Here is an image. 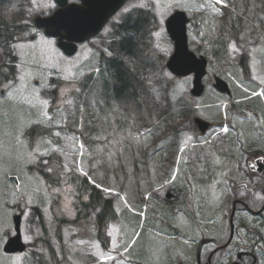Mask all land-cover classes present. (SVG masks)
Masks as SVG:
<instances>
[{
  "label": "rangeland",
  "instance_id": "374dc122",
  "mask_svg": "<svg viewBox=\"0 0 264 264\" xmlns=\"http://www.w3.org/2000/svg\"><path fill=\"white\" fill-rule=\"evenodd\" d=\"M212 1H129L69 56L34 25L54 0L15 1L10 16L23 29L5 58L13 56L14 74L0 77V264H175L189 249L185 238L222 232L243 194L233 183L239 164L254 149L264 153V1L221 0L226 12ZM152 4L153 22L136 30V44L125 40L130 53L120 51L124 14ZM178 9L189 17V48L209 60L199 97L190 93L192 74L166 67L173 41L165 20ZM113 57L135 79L127 100L106 93ZM213 75L229 95L214 89ZM167 110L180 117L166 121ZM194 117L212 127L200 133ZM83 176L116 212L99 231L95 209L75 204ZM17 213L27 247L9 254L3 245Z\"/></svg>",
  "mask_w": 264,
  "mask_h": 264
},
{
  "label": "flooded vegetation",
  "instance_id": "af4514ba",
  "mask_svg": "<svg viewBox=\"0 0 264 264\" xmlns=\"http://www.w3.org/2000/svg\"><path fill=\"white\" fill-rule=\"evenodd\" d=\"M15 1L17 0H0V27L7 34L14 32L16 27L23 29L10 16ZM129 1L138 0H124L123 6ZM69 2L80 3L81 0H67ZM17 5L19 4L16 3ZM227 5L230 7V3ZM153 11V4L135 5L124 14L121 24L128 27L127 23H134V29H139L144 26L140 25L143 15L150 18L145 25L153 22ZM229 23H233V19ZM26 29L27 27L24 28ZM234 31L238 32L237 27ZM208 61L207 58V64ZM245 157V165L239 164L238 169L242 176L233 181L236 184L234 190L243 194L241 197L237 195L231 202L227 225L222 226L219 234L193 235L196 240L185 238V242H191L188 243L189 249L178 254L175 264H264V153L261 149H254L251 153H246ZM194 241L196 247L192 245Z\"/></svg>",
  "mask_w": 264,
  "mask_h": 264
},
{
  "label": "water",
  "instance_id": "95a60500",
  "mask_svg": "<svg viewBox=\"0 0 264 264\" xmlns=\"http://www.w3.org/2000/svg\"><path fill=\"white\" fill-rule=\"evenodd\" d=\"M54 1L58 4V8L50 15H37L34 24L38 28H43L47 36L56 37L57 46L66 55H73L78 43L96 35L124 2V0H81L80 3H67V0ZM186 22L187 17L183 11L174 12L166 20V29L174 41V50L166 62V67L178 76L192 73L190 93L193 96H200L204 90L202 77L206 71L207 59L189 50ZM213 86L221 92H230L228 84L218 76L214 77ZM193 121L201 132L210 126L209 122L199 117H195ZM166 196L170 197V193ZM20 222L21 214L17 213L13 216L15 233L7 238L3 246L6 253L23 252L26 249V244L21 238Z\"/></svg>",
  "mask_w": 264,
  "mask_h": 264
},
{
  "label": "trees",
  "instance_id": "16d2710c",
  "mask_svg": "<svg viewBox=\"0 0 264 264\" xmlns=\"http://www.w3.org/2000/svg\"><path fill=\"white\" fill-rule=\"evenodd\" d=\"M234 14V13H233ZM147 18L145 15H143L141 21L142 23L140 25H145ZM136 24L134 23H127L126 24H120L117 25L116 33L121 34V41L119 44V50L122 51V49L128 51V53L131 52V50H128L125 45V40H130L131 43L136 44L135 35H137L136 30L134 29V26ZM14 32H18V34L21 32V29L18 27L15 28ZM13 33V32H12ZM12 33L7 34V31H3V28L0 27V77L1 78H9L12 77L14 74V58L13 56H10L11 60L10 63L7 62L5 58H8L7 55L11 51V39H12ZM133 36H132V35ZM214 48V51L219 48V46L215 43V45L212 47ZM216 48V49H215ZM127 53V54H128ZM108 65L111 63V67H109L108 71L110 73V76L113 79V82L111 84L105 82L106 93L113 95L116 99H122L127 100L131 96V92L135 89L134 87V81L133 76L130 74V69L124 65L123 60H118L116 57H113L111 59H108ZM246 63L243 67H245V70L247 71V58L245 56H242L240 59V64ZM5 67H7L5 69ZM130 71V72H129ZM134 93V91H133ZM174 110H176L174 108ZM166 114H163L161 118H164L166 121H176L179 117L175 114V111L172 112L171 110L165 111ZM171 123V122H170ZM134 157L136 158V155L134 152H131ZM144 154V153H143ZM137 161L141 159H136ZM136 161L137 164H139ZM135 162L133 163V167H135ZM126 175V174H125ZM127 176V175H126ZM84 182V186H83ZM77 183V185L74 186L76 188V196H75V204L77 203H83L84 206H90L92 209H95V218L94 223L95 227H97L98 231L101 230L103 227H105L108 224V221L113 220L116 217V212L112 207V199L107 198L103 196L104 188L98 187L97 184H90L88 183L85 176H83ZM74 194V193H73ZM86 195L88 200L85 202L82 200V196ZM81 195V196H80ZM99 208V210H96Z\"/></svg>",
  "mask_w": 264,
  "mask_h": 264
},
{
  "label": "bare ground",
  "instance_id": "6f19581e",
  "mask_svg": "<svg viewBox=\"0 0 264 264\" xmlns=\"http://www.w3.org/2000/svg\"><path fill=\"white\" fill-rule=\"evenodd\" d=\"M212 222V221H211ZM213 223V222H212Z\"/></svg>",
  "mask_w": 264,
  "mask_h": 264
}]
</instances>
